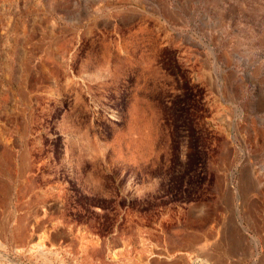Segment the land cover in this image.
<instances>
[{
	"label": "rangeland",
	"instance_id": "1",
	"mask_svg": "<svg viewBox=\"0 0 264 264\" xmlns=\"http://www.w3.org/2000/svg\"><path fill=\"white\" fill-rule=\"evenodd\" d=\"M163 1L0 0V264H264V0Z\"/></svg>",
	"mask_w": 264,
	"mask_h": 264
},
{
	"label": "bare ground",
	"instance_id": "2",
	"mask_svg": "<svg viewBox=\"0 0 264 264\" xmlns=\"http://www.w3.org/2000/svg\"><path fill=\"white\" fill-rule=\"evenodd\" d=\"M167 2L168 0L163 1L165 4ZM165 7L168 9V3ZM172 13L171 15L175 17ZM147 60H151V57H147ZM154 107V103L148 97L141 96L139 93L134 97V110L138 109V150L142 159L150 154L157 155L155 147L160 131L156 123Z\"/></svg>",
	"mask_w": 264,
	"mask_h": 264
}]
</instances>
